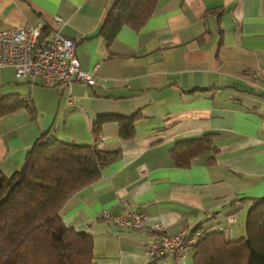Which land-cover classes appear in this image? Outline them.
<instances>
[{
    "label": "crops",
    "instance_id": "obj_1",
    "mask_svg": "<svg viewBox=\"0 0 264 264\" xmlns=\"http://www.w3.org/2000/svg\"><path fill=\"white\" fill-rule=\"evenodd\" d=\"M113 1L0 0V29L40 23L50 39L59 28L74 40L80 68L95 76L93 85L73 81L67 103L66 89L0 67V96L33 108L0 118V170L19 168L42 133L117 150L97 180L64 202V223L91 234L95 264H192V248L183 262L149 260L145 234L99 214L143 211L170 233L243 235L251 199L264 196V0H158L139 29L122 26L107 42L100 29ZM105 114L136 115L134 136L121 138L116 118L94 136L92 124ZM204 134L215 149L174 165L173 145Z\"/></svg>",
    "mask_w": 264,
    "mask_h": 264
},
{
    "label": "trees",
    "instance_id": "obj_2",
    "mask_svg": "<svg viewBox=\"0 0 264 264\" xmlns=\"http://www.w3.org/2000/svg\"><path fill=\"white\" fill-rule=\"evenodd\" d=\"M158 0H114L100 29L111 41L122 26L139 29ZM50 30V29H49ZM41 28L38 42L49 31ZM51 37V36H50ZM32 105L17 95L0 96V118ZM100 115L92 124L97 136L104 122L118 120L121 138L135 134L136 115ZM215 147L211 134L177 141L170 150L176 166H187L200 153ZM119 156L95 145L61 141L42 133L26 151L22 164L10 174L0 170V264H95L89 232L67 226L60 214L64 202L97 180L100 170ZM192 245V264H264V196L253 197L243 235L229 238L222 228L201 229Z\"/></svg>",
    "mask_w": 264,
    "mask_h": 264
},
{
    "label": "built area",
    "instance_id": "obj_3",
    "mask_svg": "<svg viewBox=\"0 0 264 264\" xmlns=\"http://www.w3.org/2000/svg\"><path fill=\"white\" fill-rule=\"evenodd\" d=\"M54 21L62 23L59 16H55ZM41 28L42 25L38 23L32 27L0 29V67H13L16 76L38 77L44 87L59 86L66 89V101L70 103L72 82L93 85L95 76L80 68L73 51V39L64 36L57 28L53 30L49 41L41 44L38 42ZM99 217L111 225L145 234L147 240L144 243V253L149 260L172 255L183 262L186 251L197 242L201 234L199 230L187 228L170 233L161 220H150L143 211H129L124 215L102 211ZM233 217L229 215L228 221H233Z\"/></svg>",
    "mask_w": 264,
    "mask_h": 264
},
{
    "label": "rangeland",
    "instance_id": "obj_4",
    "mask_svg": "<svg viewBox=\"0 0 264 264\" xmlns=\"http://www.w3.org/2000/svg\"><path fill=\"white\" fill-rule=\"evenodd\" d=\"M231 215H233V216H234V214H231ZM233 218H234V217H233ZM233 218H232V219H233ZM233 221H234V220H233ZM237 238H238V237H237Z\"/></svg>",
    "mask_w": 264,
    "mask_h": 264
}]
</instances>
